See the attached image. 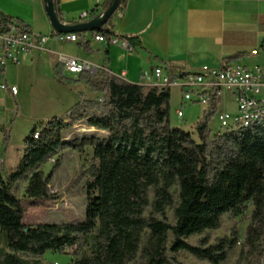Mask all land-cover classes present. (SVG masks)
I'll use <instances>...</instances> for the list:
<instances>
[{
	"label": "trees",
	"instance_id": "obj_1",
	"mask_svg": "<svg viewBox=\"0 0 264 264\" xmlns=\"http://www.w3.org/2000/svg\"><path fill=\"white\" fill-rule=\"evenodd\" d=\"M111 2L106 0L104 12ZM128 2L122 0L117 13ZM54 5L62 21L60 1L54 0ZM113 18L91 34L103 35L109 43L116 36ZM14 21L18 22L0 13L1 24ZM124 39L133 49L142 44L139 37ZM81 45L91 51L88 43ZM63 72L58 64L55 74L60 83H85L96 95L108 93L104 103L81 95L64 117L33 131L15 171L5 176L0 165V264H42L48 252L76 249L80 255L86 246L90 253L77 257L74 264H131L140 253L144 264H183L177 258L180 253L207 264H227L237 248V233L214 245L195 246L189 240L220 229L249 207L234 264H258L264 249V124L213 135V106L196 124V141L192 133L170 126V90L147 89L104 71L83 73L77 79L64 78ZM80 123L108 134L106 142L95 147L97 164L88 172L86 221L26 225L17 187L28 183L26 195L32 199L47 195L59 159L48 176L40 169L66 147L64 133ZM174 187L179 193L176 205Z\"/></svg>",
	"mask_w": 264,
	"mask_h": 264
},
{
	"label": "rangeland",
	"instance_id": "obj_2",
	"mask_svg": "<svg viewBox=\"0 0 264 264\" xmlns=\"http://www.w3.org/2000/svg\"><path fill=\"white\" fill-rule=\"evenodd\" d=\"M200 3L193 2L190 14L203 16L202 18H205L209 25L211 17L217 13V10L213 12L212 8L207 9L205 4ZM183 44L181 56L172 60L173 65H177L181 70L195 71L203 66L218 68L222 61L220 60L222 53L227 49L219 46L210 37L200 38L193 35ZM56 48L57 52H49L41 60L31 61L29 57H25L19 67L9 66L7 69L8 82L16 84L20 93L17 98L5 95L0 98V124L4 128V133L0 136V165L5 176L15 171L19 165L25 153V140L33 131L41 129L54 118L64 117L66 112L78 102L81 95L90 99H98L102 95L96 96L85 83L72 85L58 81L55 74L57 65L53 68L58 54L73 56L78 50L72 45H57ZM106 57L104 62L114 75L120 77L121 73L127 70L129 75L126 81L136 85L141 82L143 70H151L156 65L165 64L157 61L155 56L146 50H141L137 54L127 51L120 45H110V53ZM64 78L77 79L78 77L66 74ZM181 104L180 91L176 88L171 89L170 126L192 133L193 138L198 141L195 128L203 117L205 108L200 104ZM181 107L184 113L183 118L177 116V111ZM222 109L235 111L230 100H226ZM210 129L213 135L218 134L221 131L218 121L212 120ZM63 137L66 147L40 169L45 176H48L59 159L60 164L48 185L47 195L42 199H32L26 195L28 183H20L17 187V195L25 211L26 225L80 224L86 221L88 172L92 165L97 164L94 160L95 147L106 142L108 134L89 129L86 123H80L72 130L65 132ZM172 193L176 205L179 200L178 187H174ZM250 211L251 207L243 216L236 220H227L220 229L192 238L189 243L195 246L203 243L214 245L221 239L233 238L235 233L239 239L243 240ZM168 218L170 222L173 221V210L168 211ZM147 238L148 233L144 235L142 248ZM2 247L3 240L0 234V248ZM75 252L76 249L63 253L48 252L41 262L42 264H74L77 257L83 254L88 255L90 249L89 246L82 248L80 255H76ZM239 252L240 248H235L227 264H234ZM177 258L183 264H207L195 260L187 253H180ZM144 263L140 253L131 264Z\"/></svg>",
	"mask_w": 264,
	"mask_h": 264
},
{
	"label": "crops",
	"instance_id": "obj_3",
	"mask_svg": "<svg viewBox=\"0 0 264 264\" xmlns=\"http://www.w3.org/2000/svg\"><path fill=\"white\" fill-rule=\"evenodd\" d=\"M44 1L0 0V13L18 20L34 34L50 36L54 30L46 14ZM59 1L63 13L62 21L69 24H79L80 21L77 19L80 14L92 10L96 4V0ZM105 2L106 0H101L102 9ZM193 2H201L200 4H205L207 9L212 8L213 12L217 10V13L211 17L209 25L206 19L202 18L203 16L190 14ZM112 22L116 35L124 38H140L142 44L135 47V53L139 54L141 50H146L173 71H186L173 65L172 60L181 56L183 42L192 35L200 38L210 37L222 48H227L222 53L220 65L228 58L241 55L238 60L253 66L259 62V58H249L248 54L264 39V0H129L126 9L116 13ZM82 43H88L91 51H85ZM57 45L75 46L78 52L71 57L103 66L116 76L104 62L110 53V45L95 42L91 33H84L82 37H78L76 43H59L55 39L50 40L47 43L48 51L57 52ZM48 53H35L29 58L31 61L35 59L38 61ZM58 64L57 59L53 68ZM124 72L128 77L127 70L121 75ZM140 84L141 82L138 85Z\"/></svg>",
	"mask_w": 264,
	"mask_h": 264
},
{
	"label": "built area",
	"instance_id": "obj_4",
	"mask_svg": "<svg viewBox=\"0 0 264 264\" xmlns=\"http://www.w3.org/2000/svg\"><path fill=\"white\" fill-rule=\"evenodd\" d=\"M103 12L101 0H96L93 9L81 13L77 20L80 23H86ZM62 22L69 24L66 21ZM53 39L59 43L78 42V36L75 34L37 35L29 31L21 22L14 21L7 25L0 22V98L3 95L17 98L19 95L18 86L10 84L7 80L8 67H19L25 57H31L35 53H48L47 43ZM94 41L106 46L120 45L132 53L136 51L130 47L126 39L119 35H116L109 43L103 35L95 36ZM248 57L259 58L260 61L253 66L241 63L240 60L225 61L218 68L203 66L195 71H173L161 64L152 70H143L140 85L157 90L171 91L176 88L182 95L181 105L200 104L205 111L213 106L216 107L212 120L218 121L220 125L219 135L248 129L264 124V39L248 54ZM58 62L63 67L64 76L69 74L78 77L83 73L96 74L100 71L113 76L107 68L77 57L59 54ZM126 77L127 73L124 72L119 78L126 81ZM107 93L105 90L98 97L100 103H104ZM226 100H230L235 108L234 112L222 109ZM177 116L184 117L182 107L177 111ZM3 133L4 128L0 124V136ZM38 135L39 132L35 134L36 139ZM242 244L243 240L239 239L237 247H242ZM258 264H264V249Z\"/></svg>",
	"mask_w": 264,
	"mask_h": 264
},
{
	"label": "water",
	"instance_id": "obj_5",
	"mask_svg": "<svg viewBox=\"0 0 264 264\" xmlns=\"http://www.w3.org/2000/svg\"><path fill=\"white\" fill-rule=\"evenodd\" d=\"M122 0H112L109 8L100 16L86 23L65 24L57 16L54 0H45V10L53 30L59 34L92 33L104 25L117 13Z\"/></svg>",
	"mask_w": 264,
	"mask_h": 264
}]
</instances>
